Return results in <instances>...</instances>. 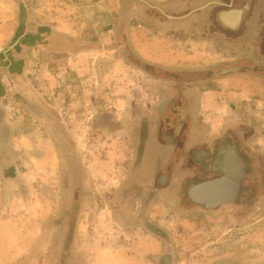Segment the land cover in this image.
Returning a JSON list of instances; mask_svg holds the SVG:
<instances>
[{
  "label": "rangeland",
  "instance_id": "374dc122",
  "mask_svg": "<svg viewBox=\"0 0 264 264\" xmlns=\"http://www.w3.org/2000/svg\"><path fill=\"white\" fill-rule=\"evenodd\" d=\"M71 1L40 0L34 2L32 7L42 12H38V17L43 16L47 23L54 24V21L70 20L67 5ZM156 1L161 4L165 2ZM21 3V0H0V15L2 12L8 13L6 24L10 25L12 37L19 32L21 18H34V15L28 16ZM89 6L90 9L77 14V18L91 21L92 24L97 23L100 15L104 18L107 14L110 21L120 18L119 11H110L108 5L105 11L96 4ZM145 7L143 5L140 11L127 12L126 17L129 19L133 15L134 23L137 21L141 26H129L123 31V40L128 35V38L134 39L138 48L146 49L151 55L165 47L174 55L183 56L184 59L169 65L173 69L199 70L196 69L199 66L206 69L209 73L203 76L210 77L211 81L189 85L198 86L204 93L211 92L215 96L216 93L209 89H223L232 82L218 73L223 69L220 67L227 66L222 64L233 62L229 56L232 52H229L231 50L227 49L226 43L220 44L218 52L210 45L201 51L196 48V43L188 42L195 39V27L188 24H193L201 16L194 13L195 7H191L192 11L183 9L166 13L183 16L176 22L185 24L179 26V31L173 32V37L169 35L170 32L152 28L154 18L151 15L152 21L147 23L151 28L144 25L149 20ZM140 12L146 22L142 21ZM1 16L0 24L3 23ZM168 19L174 20L172 17ZM170 22L173 24L175 21ZM171 23H167V27L172 28ZM155 24L159 23L155 21ZM103 35V42H107L108 48L86 52L83 57L76 59L75 75L72 74L73 70L67 71L66 60L62 59L56 61L53 66L55 70H49L51 61L32 49L28 73L33 89L28 94L31 110L17 102L15 97L19 88L16 83L7 80L6 74L0 78V84L10 88L9 118L13 132L10 138L11 164H5L0 170V264H67L68 254L73 252L76 244L82 247L91 243L115 251L123 248L125 243L148 241L146 231L143 228L139 231L137 229L140 227L137 213L142 204L141 195L145 193L141 191L142 185L140 182H118L126 164L123 161L125 153L130 154L127 143L115 136L89 137L86 119L105 108L120 113L121 110H129V101L136 98L140 106L136 114L147 113L146 104L148 100H153L156 107L149 114L155 115L159 109L158 102L163 104L169 95L175 94L178 87L174 81L152 80L144 72L131 68L116 55L115 49L118 50L120 43H111L115 33L108 31L101 33ZM145 39L149 41L148 44L141 42ZM7 44L8 41L0 46ZM253 53L255 51L250 49L248 54L252 59L259 60ZM201 56L202 61L198 59ZM260 57L264 63V56ZM252 79L251 85H244L238 80L229 86L233 95L230 98L223 97L225 109L221 110V114L229 116L230 120L239 121L238 125L229 129L228 134L236 138H247L249 151L264 158V77L252 76ZM187 88L183 89L185 96L191 94H188ZM250 88L256 91H247ZM68 95L75 99L85 97L106 100L108 104L110 102L108 107H89L83 117L77 115L83 112L82 109L74 107V112L70 113L73 116L66 118V123H63L75 135L76 146L72 152L79 159L77 169L80 175L74 182H63L70 171L71 159L66 145H62L66 141H58L54 134L58 129L63 130V125L57 123L55 117H47L48 120L40 118L42 109L37 105L38 99L67 98ZM90 130L93 132L92 126ZM206 142L204 139L202 143ZM169 150L173 163L175 156L179 155V148L176 151L174 148ZM156 153L154 156L157 164L160 155ZM180 155L183 157L182 150ZM166 157L169 158L164 155V159ZM183 173L182 165H177L170 190L167 188L160 191V197L151 204L148 216L149 222L154 223V232L151 233L163 243L170 244L174 250V264H214L224 259H234L236 264L242 261L244 264H264V199L256 203L259 209L250 218H238L235 222L227 219L230 207H224L217 214H201L202 211L194 205L185 206L182 200L177 199L189 183L184 182L182 185L177 180L181 179ZM77 188L80 193L73 199V192ZM117 193L122 194L123 199L116 200L114 195ZM100 198L102 202H99ZM106 205L112 210L106 211ZM130 227L133 232H138L132 233ZM149 259L152 261V258ZM155 264H160L157 257Z\"/></svg>",
  "mask_w": 264,
  "mask_h": 264
},
{
  "label": "crops",
  "instance_id": "0c3cea01",
  "mask_svg": "<svg viewBox=\"0 0 264 264\" xmlns=\"http://www.w3.org/2000/svg\"><path fill=\"white\" fill-rule=\"evenodd\" d=\"M38 1L40 0H21V6H23L27 11L28 16L34 15V18H21V22L18 25L19 32L14 37H12L13 35L9 31L10 25L6 24V21L9 20L8 13L2 12V16L0 15L3 21V23L0 24V45L8 41L7 46H0V78L6 74L7 80H11L13 83H16L19 90L16 91L15 98L18 103L21 102L22 105L29 110H31V101L28 100L30 98V95L28 94H31L33 91L31 82L28 79V73H30L29 55L32 49L39 51L41 55H44L45 59L47 58L51 61L49 63V70L53 68L57 60L61 61L62 59L66 60L67 71L73 70L72 74L75 75L77 64L76 62L74 63V61L76 59L83 57L86 52H90L92 50H106L108 48L107 42H103L104 35L101 36V33H106L108 31L114 32L115 36H111V38L113 37L111 43L114 41L116 43V37L120 34L124 35L123 31L129 26H141L140 23H136L137 21L134 23L133 15L132 17H129V19L127 17L126 25H123L122 23V25H120L119 20L122 17L123 10L126 11L127 9L131 12L143 10V5L147 7L144 8L145 10L153 9L169 12H175L177 10L180 11L183 9L192 11L191 7L202 9L203 15H207V18L201 20L203 25H205V28L203 31L195 30L194 41L188 40V42L196 43V48L201 51L210 45L212 49L218 52L220 44L222 45L226 43L227 49L230 48L231 51L229 52H232L230 53L232 55L229 56L233 58L231 59L233 62L222 64L227 66L230 65L232 67L228 69L227 72L224 71L221 73L222 75H220L222 77L225 76V78H228L227 81L230 79L232 82L228 83V85H226L223 89H209V91L212 90L216 93L214 94L215 96H213V93L211 92L204 93L196 85L190 87V84L192 83L211 81L210 77L203 76L204 74L207 75L209 73L206 69L199 66V68H196L199 70H191L190 68H183L185 70H176L169 66L172 65V63H176V60L179 62L184 59L183 56L174 55L169 48L167 50V48L164 49V47L163 50L154 52L151 55L148 51H146V49L144 50V48H138L133 38L130 39L128 38V35H125V39L122 42H126L129 46V50L123 52L118 48V50L115 49V51L118 58L122 59L131 68L144 72L152 80L157 79L162 81H174L178 87L175 94L173 96L168 94L169 98H167L168 100H165V102L169 103V105L165 107L166 109H170L169 113L163 116L166 111L162 112V116L164 117L162 118V121L167 131V134H165V140L162 139V135L156 136L155 133L156 126L158 123L160 124V122H158V114L162 104H159L160 102H158L157 106L159 109L155 111L156 114H150L155 128V135L152 136L154 139L152 140L153 145L150 144V149H152V151L149 150L147 152L145 150L143 152L140 148L139 158L135 170L137 175L135 174L134 182H137L135 179L138 177L141 179L144 170L155 169L156 158L154 155L156 150V155H160V158L163 157L162 161L159 160V163L163 164L162 166H164L168 161H172L170 156L171 151L169 150L171 148H174L175 151L179 148L178 159H175L174 161L176 165H182L184 171L182 176L186 175L188 179L195 181L203 180V178H211V175L206 176L205 173L206 166L210 164L211 161V157L205 156L206 150L212 146L213 142L220 140L222 137L227 138L229 129H233L236 125H238L237 123H239L237 119L230 120L229 116L224 117L221 114V110L223 111L225 109V105L222 102L223 97H232V89L229 86L233 84L234 81L241 80L242 84L245 85L248 83L251 85L253 82L252 76L261 78L264 77V63L261 62L260 57L262 55L264 56V0H222L223 5L220 7H213V3L215 2L214 0H165L163 4L156 0H131L129 6L126 7L124 6V0H114V2L112 0H72L70 2L71 4L67 5V13H69L70 20L54 21V24L47 23L43 16H37L39 11L35 10L32 5L34 2L38 3ZM91 4L99 5L103 11L107 10V8L105 9V6L107 7L108 5L110 6L108 7L110 8V11H119L118 15L120 18H114L115 20L113 19V21H110L107 14H105L104 18H101L100 15V19H97L98 21L96 24L90 23L91 21L86 22L85 19L77 18L76 15L85 13V10L90 9L89 5ZM244 7L246 8V12L235 27H231L232 21L224 20L221 17V13L224 11L242 9ZM62 11L66 13L65 10L62 9ZM39 13L42 14L41 11ZM170 14L175 16V19L183 17L181 16L182 14ZM166 15L168 18L172 17L171 15ZM166 15L164 18L166 22L162 24H155V22H153V25L151 26H154L152 28H156L158 30L170 32L171 34L169 33V35L173 37V32L179 31V26L184 25L185 23L173 22L172 24L170 22L171 19H167ZM107 19L109 22H107ZM199 22V20H196L193 24L188 25L196 26ZM167 23H171L172 28L167 27ZM144 25L151 28L150 24L148 25L147 23H144ZM92 26L94 27L93 30L91 29ZM223 27L229 28L227 29L229 32L227 31L226 33L227 35L228 33H231L232 38L226 37L220 33V29ZM141 42L148 44L149 41L145 39ZM213 45L217 47H213ZM112 46L113 45L110 47ZM250 49L255 51L256 54H253L257 56L259 60L252 59L251 55L248 54ZM202 56L198 58L200 61H202ZM139 59H141L142 62ZM242 61L245 63L240 65L239 62ZM138 63L147 65L145 67L143 66L144 68H141ZM222 68H224V66L220 67V69ZM53 69L55 70L56 68ZM166 73H170V75H166ZM180 75H194L192 77L195 79L192 80L188 77L187 79H183ZM170 76L173 78H169ZM185 87H188V94H191L186 96L184 95L183 89ZM244 89H246V87H244ZM251 89L252 88H250V90L247 89V91H256L255 89ZM84 90L85 89L82 91L84 92ZM199 91H201L200 94ZM9 96L10 88L5 86L3 83L0 84V170L5 164L10 165V160L12 158L10 138L12 137L13 132L11 126L12 122L9 118ZM137 99L138 98L129 101V110H123V112L121 110L120 113L119 111L116 112L105 108L97 111L90 118L86 119V121H88L87 127L90 131L88 132L89 137L98 135L102 138H110L109 136H111V134H108L107 132L103 133L100 129L97 131L93 130V132L90 130L91 125L98 121L95 120V117L100 118L101 115L106 118L105 120H108L112 124L113 122L123 124V126H121V124L117 125L115 127L116 131H111L114 132L112 137L115 136L124 140L131 137L132 134L127 133L126 129L140 116L139 113L134 115L140 107ZM34 103H36V101ZM109 104L106 100L102 99H85V97L82 99H75L70 98L69 95L67 98H50L48 100L38 99L37 102V105L40 106L39 109H42L40 110V118L43 119L45 117L47 119L46 112H48V109L53 107L56 108V112L54 113V117L56 119L55 121L62 125H64V122L66 123V118L68 119L73 116L70 115V113L71 111L74 112V107L82 109L83 112L81 114L78 113L77 115L78 117H83L86 115V112L89 111V107H108ZM122 106H126V104H122ZM146 107V109H148L147 113H151L154 112L153 108L155 109L156 104L153 100H148ZM193 108H196L194 112ZM210 111H212L211 114L209 113ZM203 112L206 114H203ZM65 128L67 137H65L64 134V139L57 132L54 133L57 140L59 141V139H64L68 143L72 142V144H74V133L68 126L65 125ZM132 132L134 131L132 130ZM204 139L207 140L205 144L202 143ZM63 144L64 142H62V145ZM162 145L166 148L165 151L160 149V146ZM197 146H200V148L197 149ZM181 150L183 157L180 155ZM164 155L169 156V158L166 157L164 159ZM131 156V150L130 154L129 152L125 153L123 161L126 164L124 165V172H121L122 175L120 176L118 182H123V180L127 177L126 174L128 173V168L131 164L130 162H132ZM200 171L202 172L199 173ZM145 183L146 182H140L141 185H144ZM114 197L116 200L123 199V195L118 193L115 194ZM99 202H102L101 198L99 199ZM104 209L106 211L112 210L110 206L107 205ZM137 229L139 231L142 227H137ZM129 230H131V227ZM142 230L146 231L145 234L148 238L147 242L125 243L123 245L124 247L120 250L113 251L107 248L104 249L102 247H97V245L94 246L91 243L90 245L87 244L82 247H77L76 244L73 252L68 254L67 264H155L156 257L160 258L168 254L172 256L171 264H174L175 253L174 250L171 249L170 244L163 243L159 237H156L154 233H151L154 232L153 229L143 228ZM138 231L136 230L133 232V230H131L132 233H137ZM162 231L165 230L162 229ZM149 258H152V261H150ZM208 262L209 261H206V263ZM214 264H236V262L234 259H224L219 262H215ZM237 264H244V261Z\"/></svg>",
  "mask_w": 264,
  "mask_h": 264
},
{
  "label": "flooded vegetation",
  "instance_id": "af4514ba",
  "mask_svg": "<svg viewBox=\"0 0 264 264\" xmlns=\"http://www.w3.org/2000/svg\"><path fill=\"white\" fill-rule=\"evenodd\" d=\"M214 1L215 2L213 3L214 5L213 7H218V6L220 7L221 5H223L222 0H214ZM130 2L131 0H124V6L125 7L129 6ZM145 11H146V16L149 18V20H152V17H153L154 22L156 21L159 24L166 22L164 19L166 15L165 12H169V11H162V10L158 11V10H153V9L145 10ZM127 12H129V10L127 9L126 11L125 10L122 11L123 13L122 17L119 20L120 25L127 24V17H126ZM194 13H196L197 15L199 14L201 15L200 18H198L200 22L198 25L194 26L195 27L194 29L198 31L199 30L203 31L205 28V25H203L201 20L207 18V15H203L202 9H196ZM139 16L141 17L143 22H146V19L143 18V14L141 12L139 13ZM172 18H174V20L171 19V21L172 20L175 22L177 21V19H175L176 18L175 16H172ZM149 20L146 23H148ZM227 29L229 28L228 27L221 28L220 33H222L226 37L232 38L231 33H228L227 35L226 33L228 31ZM123 38H124V35L120 34L116 37L117 39L116 41L120 43V45L118 44L119 50L126 52L129 50V46L126 44V42H122ZM239 63L240 65H242L245 62L242 61ZM231 67L232 66L230 65L226 66V68L219 70L218 73H222L224 71L227 72L228 69H230ZM168 105H169L168 102H164L161 105V108L158 114V122H160V124L158 123V125L156 126V129L154 128V125H153L154 122L149 113H141L139 118L135 120L134 122H132V124H130L128 128L126 129L127 133L132 134L131 137L125 139V143H127L128 148L131 150L132 162H130L131 164L128 168V173L126 174L127 177L123 180V182H134V178L136 174L135 172L136 164L138 162L140 148L143 150V152L145 150L148 152L150 150V144L153 145L152 140L154 139L152 136H154L155 133H156V136L162 135L161 136L162 139L165 140L166 138L165 134H167L166 133L167 131L163 124L162 118H164L163 116L167 115L170 111V109L165 108ZM55 109L56 108H53V107L48 109L47 110L48 112H46V117H50V116L54 117V113L56 112ZM163 111L164 112L166 111L164 115L162 114ZM134 115H136V113ZM95 118H96L95 120H98V121L96 123H93V125H91L92 129L96 131L100 129L102 130L103 133L107 132L108 134H111V136H109L110 138L112 137L114 133L111 131L113 130L116 131L115 127L117 125L121 124V126H123L122 123H115V122H113V124L110 123L108 120H105L106 118L103 115H101L100 118L98 117H95ZM61 128L63 130L58 129L57 131H55V133L58 132L60 136L62 137L65 134V137H67L65 125L61 126ZM154 129H155V133H154ZM132 130L134 132H132ZM65 137L63 138L65 139ZM64 144L66 145V148L68 149L69 157L71 159L70 160L71 168H70L69 173L63 179V182H74L75 180L78 179L80 175L77 169L79 159H77L76 154L72 152L73 150L72 148L75 145L72 144V142L68 143L67 141L64 142ZM160 149L165 151L166 148L164 147V145H162L160 146ZM178 156H175V159H178ZM205 156L211 157L210 164H208L205 169L206 176L211 175V178H207V179L203 178V180L195 181L192 179L187 180L188 178L186 177V175L185 176L181 175L180 177L181 179H177V180H179V182H182V185H184V182H189V183L186 186L185 191L183 190V192L180 194L181 196H179V198L177 199L182 200L185 206L187 204L194 205L196 208L202 211L201 214L204 212L217 214L221 212L224 209V207H230L231 209L230 211H228V214H227L228 220L230 221L233 220L235 222V220L238 218H242V219L250 218L256 212V210L259 209V205H256V203L262 202L264 199V158H262L261 156H257L253 152L249 151L247 147V138L245 137L236 138L235 135L231 136L229 134L227 138L222 137L220 140L213 142L212 146L206 150ZM226 156L229 162L228 166H231V171L233 172V174H231L232 175L231 180L236 181L238 185V193H237L235 201L232 203L225 204V205L216 206L214 209H207L204 206L200 205L199 203L192 202L188 198V195H187L188 189L194 184H199L206 180H211V179H216V178L221 177L222 173L219 171L221 167L220 166L221 160L224 159ZM162 158L160 157L157 158V164L154 170L153 169L144 170V172L142 173L141 179L139 177L135 179L137 180V182L139 181L146 182L144 185L142 184L141 186L142 187L141 191L145 193L144 195H141L143 196L141 198L142 204L137 213V219L140 222L139 226L142 228L152 229V224L154 223L149 222L148 220L151 204L152 202H154V200L157 197H160V191L166 190L167 188L168 190H170L169 188L171 187L170 182H172L171 175L174 176L175 170L177 168L175 161L172 163L171 160L168 161L164 166H162L163 164L159 163V160L161 161L163 160ZM201 172L202 171H200L199 173ZM178 174L179 173H177V175ZM79 193H80V189L77 188L76 190H74L73 199H75ZM170 203L171 201H169V204ZM157 261L160 264L162 263L171 264L172 256L169 254L164 255L160 258H157Z\"/></svg>",
  "mask_w": 264,
  "mask_h": 264
},
{
  "label": "water",
  "instance_id": "95a60500",
  "mask_svg": "<svg viewBox=\"0 0 264 264\" xmlns=\"http://www.w3.org/2000/svg\"><path fill=\"white\" fill-rule=\"evenodd\" d=\"M246 8L233 9L221 13L224 20L232 21L231 27L242 19ZM230 26V25H228ZM227 156L221 160L220 172L222 176L216 179L206 180L199 184L192 185L187 192L188 198L192 202L199 203L207 209H214L216 206L225 205L235 201L238 193L236 181L231 180L233 172L227 160Z\"/></svg>",
  "mask_w": 264,
  "mask_h": 264
},
{
  "label": "trees",
  "instance_id": "16d2710c",
  "mask_svg": "<svg viewBox=\"0 0 264 264\" xmlns=\"http://www.w3.org/2000/svg\"><path fill=\"white\" fill-rule=\"evenodd\" d=\"M141 62H142V60L141 59H139ZM140 66L139 67H141V68H144L147 64H143V63H138ZM144 66V67H143ZM192 76H194V75H180V77H182L183 79L184 78H186L187 79V77L188 78H190V79H192V80H194L195 78H193ZM166 77H168V76H166ZM169 78H173V77H169Z\"/></svg>",
  "mask_w": 264,
  "mask_h": 264
},
{
  "label": "bare ground",
  "instance_id": "6f19581e",
  "mask_svg": "<svg viewBox=\"0 0 264 264\" xmlns=\"http://www.w3.org/2000/svg\"><path fill=\"white\" fill-rule=\"evenodd\" d=\"M232 24H234V23H232Z\"/></svg>",
  "mask_w": 264,
  "mask_h": 264
}]
</instances>
